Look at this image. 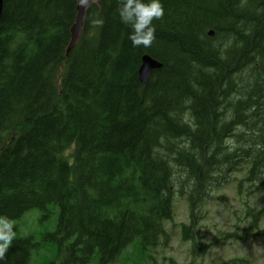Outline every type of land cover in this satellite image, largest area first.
<instances>
[{"label":"trees","instance_id":"trees-1","mask_svg":"<svg viewBox=\"0 0 264 264\" xmlns=\"http://www.w3.org/2000/svg\"><path fill=\"white\" fill-rule=\"evenodd\" d=\"M77 3L4 0L0 216L59 214L0 264H32L42 243L55 249L47 264H128V247L148 254L166 239L179 195L197 246L211 191L234 173L264 190V0H162L149 48L131 46L119 0H97L67 53ZM147 54L163 66L144 87ZM263 212L248 208L254 227Z\"/></svg>","mask_w":264,"mask_h":264},{"label":"rangeland","instance_id":"rangeland-1","mask_svg":"<svg viewBox=\"0 0 264 264\" xmlns=\"http://www.w3.org/2000/svg\"><path fill=\"white\" fill-rule=\"evenodd\" d=\"M242 178L243 174L234 173L232 182L209 193L192 234L198 243L196 249L193 250L191 238L184 236L180 225H189L191 220L189 202L185 196L179 195L174 205V220L166 223L169 235L163 244L148 254L140 253L135 245L130 246L124 253L126 263L226 264L238 258L240 261L228 264H264V237L258 236V232L264 233V216L257 230L252 225L251 214H247L248 208L264 210V190H258L246 182L239 188ZM58 214L56 206L51 207V213L46 217L39 209L26 212L14 221L16 237L34 236L36 241H41L44 233L56 229ZM53 255L52 247L44 248L34 255V264H47Z\"/></svg>","mask_w":264,"mask_h":264},{"label":"clouds","instance_id":"clouds-1","mask_svg":"<svg viewBox=\"0 0 264 264\" xmlns=\"http://www.w3.org/2000/svg\"><path fill=\"white\" fill-rule=\"evenodd\" d=\"M118 15L122 24L130 27L128 40L133 48H149L155 40L154 20L165 14L162 0H119ZM87 0H80L83 6ZM96 23H100L97 21ZM230 144L231 141H228ZM14 221L0 216V261H3L10 245L16 238Z\"/></svg>","mask_w":264,"mask_h":264},{"label":"water","instance_id":"water-1","mask_svg":"<svg viewBox=\"0 0 264 264\" xmlns=\"http://www.w3.org/2000/svg\"><path fill=\"white\" fill-rule=\"evenodd\" d=\"M91 1L93 0H87V3L82 6L80 4V0H78V16H77L76 24L72 29V39L69 45V50L72 49V47L76 44V42L78 41L81 35L82 23L85 17L86 7L90 4ZM1 4H2V0H0V10H1ZM157 67L158 65L149 56L143 57V65L140 69V79L142 84L145 85L147 83L150 74Z\"/></svg>","mask_w":264,"mask_h":264},{"label":"bare ground","instance_id":"bare-ground-1","mask_svg":"<svg viewBox=\"0 0 264 264\" xmlns=\"http://www.w3.org/2000/svg\"><path fill=\"white\" fill-rule=\"evenodd\" d=\"M3 8H4V0H2V4H1V10H0V18H1V16H2V13H3ZM89 8V7H88ZM88 8L86 9V12H85V17H84V20H83V23H82V29H81V33H83V27H84V23H85V19H86V13H87V10H88ZM77 20V19H76ZM75 24H76V22H75ZM74 24V25H75ZM74 27V26H73ZM73 27H72V29H73ZM71 32H72V30H71ZM208 35L210 36V37H214V35H215V31L214 30H210L209 32H208ZM258 47V46H257ZM74 48V46L72 47V49ZM252 50V49H251ZM71 50H69L68 52H70ZM255 52V51H254ZM255 54H256V52H255ZM157 65H158V67L153 71V73L156 71V70H158V69H161L162 68V66H163V63L162 62H160L159 60H157V59H155L154 57H152L150 54H147ZM145 56V55H144ZM143 56V57H144ZM143 57H142V63H141V66H140V68H139V71L138 72H140V69H141V67H142V65H143ZM153 73H152V75H153ZM151 75V76H152ZM151 76H150V78H151ZM150 78H149V80L147 81V83L145 84V85H143L144 87L145 86H147L148 85V83H149V81H150Z\"/></svg>","mask_w":264,"mask_h":264}]
</instances>
